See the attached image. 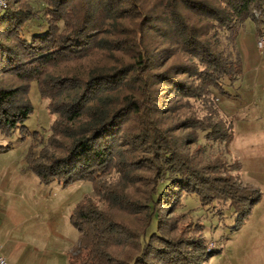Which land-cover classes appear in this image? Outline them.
I'll return each instance as SVG.
<instances>
[{
    "label": "trees",
    "instance_id": "1",
    "mask_svg": "<svg viewBox=\"0 0 264 264\" xmlns=\"http://www.w3.org/2000/svg\"><path fill=\"white\" fill-rule=\"evenodd\" d=\"M38 1L0 11V134L31 136L41 185H92L70 215L68 264H206L203 225L176 211L194 195L237 229L260 200L198 142L232 141L216 94L241 78L235 38L248 20L264 32V0ZM33 83L53 118L45 140L25 126Z\"/></svg>",
    "mask_w": 264,
    "mask_h": 264
},
{
    "label": "rangeland",
    "instance_id": "2",
    "mask_svg": "<svg viewBox=\"0 0 264 264\" xmlns=\"http://www.w3.org/2000/svg\"><path fill=\"white\" fill-rule=\"evenodd\" d=\"M31 4L36 10L43 8L38 0H31ZM254 26L251 20L246 21L239 31V38L247 40L242 46L239 41L234 46L233 53L241 64V78L231 86L224 81L227 94H216L222 116L232 125V141L229 144H211L200 135L198 145L203 148L207 160L226 164L229 169L226 174L257 190L260 200L235 229L237 217L230 208L217 202L203 205L194 195L183 196L176 213L183 216L184 221H198L203 225V236L209 242L207 251L216 252L206 264H264V49L257 47V40L251 35ZM27 29L38 32L39 23H30ZM250 40L256 53L248 45ZM29 99L34 113L25 126L45 140L50 135L53 118L48 114L46 103L39 98L35 83L31 85ZM22 135L20 130L10 136L0 134V147H8L0 149V167L8 166L13 172L28 174L36 180L37 177L26 167L32 138L30 135L23 138ZM45 187L47 191L52 190L48 194V206L58 208L54 218L62 237L63 253L68 257L79 238L78 231L70 224V215L81 200L93 196V188L88 182H78L65 188L57 183Z\"/></svg>",
    "mask_w": 264,
    "mask_h": 264
},
{
    "label": "crops",
    "instance_id": "3",
    "mask_svg": "<svg viewBox=\"0 0 264 264\" xmlns=\"http://www.w3.org/2000/svg\"><path fill=\"white\" fill-rule=\"evenodd\" d=\"M251 30L252 37L257 40L255 26ZM239 34L240 32L236 35L235 43L239 41L242 46L247 38L240 39ZM248 45L256 53L251 40ZM256 71L259 72L260 69L257 68ZM257 76L259 77V73ZM1 166V257L8 264H65L66 260L68 264V257L63 253L62 237L54 218L58 208L55 205L48 206V194L52 190L47 191V187L39 184L37 178L33 180L28 174H19L8 166Z\"/></svg>",
    "mask_w": 264,
    "mask_h": 264
},
{
    "label": "built area",
    "instance_id": "4",
    "mask_svg": "<svg viewBox=\"0 0 264 264\" xmlns=\"http://www.w3.org/2000/svg\"><path fill=\"white\" fill-rule=\"evenodd\" d=\"M5 7V0H0V11ZM256 45L259 49H264V32L257 37ZM1 250V247H0ZM0 264H8L6 260L0 255Z\"/></svg>",
    "mask_w": 264,
    "mask_h": 264
}]
</instances>
